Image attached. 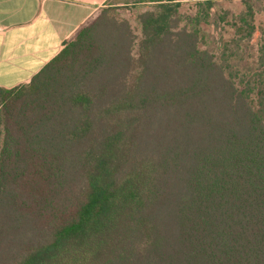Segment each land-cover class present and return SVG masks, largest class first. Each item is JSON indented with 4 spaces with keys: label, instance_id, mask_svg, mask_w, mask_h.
<instances>
[{
    "label": "trees",
    "instance_id": "trees-1",
    "mask_svg": "<svg viewBox=\"0 0 264 264\" xmlns=\"http://www.w3.org/2000/svg\"><path fill=\"white\" fill-rule=\"evenodd\" d=\"M149 1L0 86V264H264V22L239 69L249 2L216 55L213 0Z\"/></svg>",
    "mask_w": 264,
    "mask_h": 264
},
{
    "label": "crops",
    "instance_id": "crops-1",
    "mask_svg": "<svg viewBox=\"0 0 264 264\" xmlns=\"http://www.w3.org/2000/svg\"><path fill=\"white\" fill-rule=\"evenodd\" d=\"M125 0H0V86L26 83L101 8Z\"/></svg>",
    "mask_w": 264,
    "mask_h": 264
},
{
    "label": "rangeland",
    "instance_id": "rangeland-1",
    "mask_svg": "<svg viewBox=\"0 0 264 264\" xmlns=\"http://www.w3.org/2000/svg\"><path fill=\"white\" fill-rule=\"evenodd\" d=\"M175 1L180 2L179 11L183 16L193 15L197 9V0ZM246 2L252 6L254 13L252 22L255 25V31L249 39H243L240 42L238 54L234 56L233 63L239 69L256 67L254 57L259 43V27L264 22V0H213L206 23L205 21L200 23V33L203 34L202 37L200 36V46L217 55L222 41H231L238 36L232 23L239 14L246 11ZM157 3V1L149 0H125L123 3L109 6V13L117 19L127 20L133 33L139 36L138 14L153 9Z\"/></svg>",
    "mask_w": 264,
    "mask_h": 264
}]
</instances>
